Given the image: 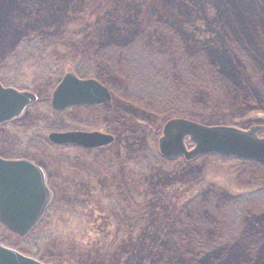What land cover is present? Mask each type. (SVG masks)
Segmentation results:
<instances>
[{
	"label": "rangeland",
	"instance_id": "obj_1",
	"mask_svg": "<svg viewBox=\"0 0 264 264\" xmlns=\"http://www.w3.org/2000/svg\"><path fill=\"white\" fill-rule=\"evenodd\" d=\"M235 1L243 4L244 7H250L254 13L250 14V9L237 7L235 19H231L232 16H229L227 12V16H222V20L221 9L218 8L219 6L222 8L223 4L220 5L221 3L218 1L206 2L207 10L213 12V18L205 17L206 13L197 7L193 9L199 12L198 16L190 9H185V13L181 15L182 17L187 15L188 19L182 20L175 11L169 9V0H145V10L148 17L161 19L168 22L169 26L175 27L176 33L192 52L198 48L207 47L210 49L209 53L227 58L231 55L229 49L231 43L237 45L239 49L247 50L252 59L248 57L245 66L237 75L240 79L242 78L241 84L248 83L240 85L237 81L235 84L243 93L248 89L251 93L259 95L254 96L257 101H264V0ZM23 2V8L12 10L8 0H0V81H4L8 85L14 80L15 84L17 83L19 86L27 88V91L36 94L39 101L28 107L19 120L11 125L3 126L0 132V157L9 159L19 145L21 149H24L23 143L28 137L31 138L34 134L46 137L48 134L46 129L57 126L65 131L82 130L114 134L116 138L120 139L113 147L119 152L117 156L121 160L127 158L134 148V137L139 138L141 134L142 124L138 120L133 122L122 120L119 124L116 116L106 119L99 108H71L63 113L51 109L47 111L45 104L50 105V97L54 89L50 87L49 83L53 79L48 78L49 80L46 82L39 80L33 82L32 78L43 71L42 65L45 64H50L53 67L56 64L59 65L63 75L74 73V64L64 61L62 53L56 55V61L53 64L45 61L43 64L29 65L24 68L22 72L26 80L24 78L19 80L18 76H14L16 70L12 64H9L8 58L11 56L14 46L21 39L19 33L16 32L21 31L20 34L35 32L36 37L52 36L59 34L58 29L65 30L66 27L85 18L79 15L83 12V8L77 0H25ZM104 2L111 6L113 0H104ZM209 11L208 13H210ZM97 37V34L91 35L93 39ZM241 60L243 59L241 58ZM243 62L245 61L243 60ZM104 72H107L106 69L99 72L93 67L89 79L99 80L111 87L113 85L123 88L119 79H116L117 77ZM48 81L50 82L47 83ZM112 88L115 100L120 91ZM117 114L119 115V112ZM230 120L232 124L244 130L253 126L262 127L263 131L259 132L258 136H264V111L256 110L242 114L234 110L231 111ZM165 122L149 124L148 131L152 132L153 137L148 141L155 147H157L156 143L159 139L162 138V126ZM136 127H138L136 130L138 135L133 133ZM126 130L130 133L123 132ZM116 131L118 132L116 133ZM128 136L131 137L129 146ZM131 147L133 148L131 149ZM110 152L82 154L74 149L54 151L50 148L47 149L43 161L42 158L41 160L36 159L37 164L46 166L53 173L52 175L56 176L53 179L59 182L55 185L57 187L59 185L60 191L68 188L67 186L66 188L62 187L68 184L66 181L68 175L66 169L58 168L56 164H53L58 156L69 155L79 157L80 160L87 162L100 163L102 166V169H99L100 176L89 182L86 193L81 196V201L78 203L81 208H75V214L62 210L56 217L53 213L55 217L51 215L49 220L32 232L30 237H26V240L4 231L0 227V241L6 242L11 247L16 246L25 255L47 264H138L137 262L143 259L149 248L152 247L150 246L151 238H155L154 235L149 237L150 233L148 234L146 231L148 229H151V233L160 231L166 226L168 218L174 215L189 200L188 198L208 189H217L218 195L222 198H233L244 194H253L264 188L261 182L244 179L242 175L237 176L242 172L235 161L222 160L210 155L198 159L195 163L196 166L191 169V173L188 175L178 173V175H174L178 178L173 177L172 179L167 177V171L157 172L154 177H150V175L137 176L132 168L127 170L128 167L125 166L126 170L124 173H120V177L125 179L126 184L117 189L111 181L104 179L106 176L110 177L111 174V169H108V166L106 167L103 162H109ZM32 154L36 156L34 153ZM63 176H65V180L61 178ZM102 178L107 180L108 187L110 186L109 190L102 183ZM76 184L77 190H81L82 184L80 182H76ZM138 216L143 223L146 222V227L136 225L135 221L139 220ZM263 216V209L257 215L251 216L253 228L249 232H251L252 239L248 237L247 244L243 240L241 243L246 247L250 244L254 246V252L250 256L249 254L244 256L242 264H264ZM52 217L54 219H51ZM142 236L145 240L141 241ZM25 242L27 244H24ZM187 251V248L179 243L163 247L161 251L162 264H189L186 257Z\"/></svg>",
	"mask_w": 264,
	"mask_h": 264
},
{
	"label": "trees",
	"instance_id": "obj_2",
	"mask_svg": "<svg viewBox=\"0 0 264 264\" xmlns=\"http://www.w3.org/2000/svg\"><path fill=\"white\" fill-rule=\"evenodd\" d=\"M23 1L25 0H8L12 10L23 8ZM77 1L83 8L79 15L85 18H81L65 30L62 29L63 31L58 29L59 34L52 36L36 37L35 32L23 34H20L21 31L16 32L21 39L14 46L8 62L16 70L14 76H18L19 80L22 78L26 80L22 72L24 68L43 64L45 61L53 64L56 55L62 53L64 61L74 64V74L80 79L89 78L93 67L99 72L106 69L109 75L119 79L123 88L112 85L120 91L117 94L118 98L115 99L118 107H108L103 114L112 118L116 116L120 124L122 120L119 116L131 113L135 116L134 120L141 122L142 126L139 138L134 137V148L131 147L133 149L127 158L121 160L113 149L109 162L103 161L105 166L111 169L110 177L106 176L104 179L111 181L117 189L126 184L125 179L120 177V173L126 170L125 166L128 167L127 170L132 168V171L141 177L145 175L154 177L157 172L167 171V177L171 179L178 178L174 176L178 173L188 175L196 166L195 163L185 164L181 159L173 161L162 159L154 144L148 141L153 137L152 132L148 131L149 124L182 117L206 126H235L230 120L231 111L235 110L242 114L256 110L264 111V101H257L254 98L259 96L257 93L254 95L248 89L243 93L235 84L237 81L240 85L248 83L241 84L242 78L237 75L245 66L248 57L252 59L247 50L239 49L237 45L231 43L229 47L231 59V55L227 58L213 55L209 53L210 49L207 47L192 52L176 33L175 27L169 26L166 21L146 15L145 0H113L111 6L106 5L104 0ZM208 1L223 4L222 8L220 6L218 8L221 9V18L227 16L228 12L229 16H232L231 19H235L237 7L250 9V14L254 13L250 7H244L235 0H169L168 6L182 20L188 19L187 15L184 17L181 15L185 13V9L197 14L199 12L193 9L197 7L206 13L205 17L213 18V12L207 10ZM92 34H97L98 37L93 39ZM42 68L43 71L38 75L29 78H32L33 82L38 80L46 82L48 78H52L53 80L47 83L50 82V87L54 89L63 76L61 67L57 64L54 67L45 64ZM99 82L112 93L113 88L110 85ZM0 83L19 91L28 90L15 84L14 80L8 85L4 81ZM45 107L47 111L50 110L48 103ZM14 122L16 120L5 125ZM5 125L0 127V132ZM51 128L62 130L57 126ZM23 145L24 149L19 145L9 159L33 160L36 156L32 153L42 156L45 149L51 147L46 137L39 134L28 137ZM203 158L205 156L200 159ZM232 161L238 164L242 172L237 176L242 175L244 179L261 181L264 187V167L252 161L239 159ZM89 165L93 172L99 166L96 162ZM92 179L96 178L92 176ZM104 179L102 178V183L108 187L107 180ZM74 183L76 182L72 181L70 186L66 185L71 194L75 193L72 194L70 204L57 201L56 211L59 209L61 212L64 208L75 214V208H81L78 199L86 193L89 182L82 185L81 190H77ZM109 188L110 186L108 190ZM218 192L217 189H208L193 195L168 218L166 226L160 231L151 233V229H148L146 232L150 233L149 237L154 235L155 238H151L152 247L137 263L162 264L163 247L179 243L189 251L186 253L189 264H242L243 257L254 252V246L250 244L246 247L241 241L246 242L248 237L252 239L249 232L253 228L251 216L257 215L261 209L264 210L262 196L264 188L253 194L233 198H222ZM140 216L139 220L135 221L136 225L146 227V222L143 223ZM47 220L49 219L46 214L42 223ZM30 236L31 234L27 237ZM140 239L145 240L143 236ZM0 242L9 246L2 240Z\"/></svg>",
	"mask_w": 264,
	"mask_h": 264
},
{
	"label": "water",
	"instance_id": "obj_3",
	"mask_svg": "<svg viewBox=\"0 0 264 264\" xmlns=\"http://www.w3.org/2000/svg\"><path fill=\"white\" fill-rule=\"evenodd\" d=\"M110 93L96 80H80L72 74L61 79L51 96V108L62 112L69 107L95 106L110 102ZM36 96L0 84V125L17 119L35 103ZM259 127L241 131L232 127H206L188 120L169 121L159 140L162 157L183 155L190 160L205 154L234 157L264 165V138L257 137ZM188 138L193 148L187 150ZM54 145H74L83 149L105 147L113 137L98 132L51 133ZM44 174L25 160L0 159V223L12 234L26 236L42 217L50 201ZM0 264H44L0 245Z\"/></svg>",
	"mask_w": 264,
	"mask_h": 264
},
{
	"label": "flooded vegetation",
	"instance_id": "obj_4",
	"mask_svg": "<svg viewBox=\"0 0 264 264\" xmlns=\"http://www.w3.org/2000/svg\"><path fill=\"white\" fill-rule=\"evenodd\" d=\"M110 102L109 103H104V104H101V105H95V106H90V107H87L88 109L89 108H91V109H93V108H99L100 109V111H102V113L104 112V110L105 109H107L108 108V106L109 107H111L112 106V108H116V107H118V104L116 103V101L114 100V97H113V95L112 94H110ZM106 107V108H105ZM117 111V110H116ZM118 112V111H117ZM131 115V116H130ZM103 116L106 118V119H110V118H112V116L111 117H109V116H106V115H104L103 114ZM22 117V116H21ZM21 117H19L18 119H16V121L17 120H19ZM114 118V117H113ZM134 119H135V116H133L131 113H129V114H124V115H122V117H121V120H128V121H134ZM173 119H184V118H173ZM184 120H188V119H184ZM13 122V121H12ZM1 127V126H0ZM54 127V126H53ZM231 127H235V126H231ZM254 127H258V126H254ZM49 128H51V127H48V130H50L49 132H48V134L49 133H62V132H74V131H78V130H69V131H65L64 129H62L61 131H58L57 129H54V128H51V129H49ZM58 129H59V127H57ZM138 127H136V129H137ZM250 128H252V127H250ZM249 128V129H250ZM260 129L257 131V135L259 134V132H262L263 130H262V127H259ZM248 129V130H249ZM82 131V130H81ZM118 131H116V133H117ZM124 133H127V134H129L130 132L129 131H123ZM122 132V133H123ZM137 131L136 130H134L133 131V133H136ZM115 133V134H116ZM121 133V134H122ZM48 134H47V136H48ZM105 134H107L108 135V133H105ZM112 137H113V141H112V143L110 144V145H107V146H105V147H101V148H96V149H81V148H79V147H76V146H74V145H61V146H57V145H53V144H50L49 142H48V140H47V142L51 145V147L49 146V147H47L46 149H45V152L42 154V156H37L36 155V157H35V159H33V160H31L30 158L28 159V158H20V159H5V160H13V161H17V160H25V161H28L29 163H32V164H34L36 167H38L39 169H41V171L43 172V174H44V180H45V184H46V187H47V189L50 191V202H49V205H48V208H46L45 209V211L43 212V214H42V217L40 218V220L37 222V224L35 225V226H33V229H31L30 231H29V233L26 235V236H24V237H19V238H21V239H25V237H27L29 234H31L32 232H34L35 230H37L39 227H41V225L43 224L42 223V220H43V218H45V216H46V214H47V216H48V218L51 216V215H53V213H54V215L57 213L58 214V212L60 211L59 209H57V211H56V205H55V202H57V201H59V202H68L69 204H70V202H71V199H72V194H71V191H69L68 189H64L63 191H60L59 190V185H58V187L55 185V184H59V182L58 181H55V179H53L54 177H56V176H54V175H52L53 173L49 170V168H47L46 166H42V165H39V164H37V160L38 159H40L41 160V158H42V161H43V158H44V155L46 154V151H47V149H51V150H59V149H68V150H78L80 153H82V154H86V153H88V154H91V153H94V154H97V153H102V152H107V151H112L113 149L115 150L116 148H113L114 147V145L115 144H117V142H119V140L120 139H118V138H116V136L113 134H110ZM47 136H46V139H47ZM264 137V136H263ZM130 138L131 137H129L128 136V138H127V143H128V146L130 145ZM126 140V139H125ZM129 140V141H128ZM185 143H187L186 144V147L185 148H187V150H188V148L191 146L190 144H189V140H187V139H185ZM111 153V152H110ZM116 153L117 154H119V152L116 150ZM213 156V155H212ZM214 156H216V157H218L219 159L221 158L222 160H229V159H235V157L234 158H226L225 156L224 157H222V156H217V155H214ZM213 156V157H214ZM202 156H197V157H194V158H192V159H190V160H187L186 158H184V156L183 155H178V156H176V157H173V158H166V157H162V159H164V160H167V161H173V160H177V159H181L182 161H184V163L185 164H190V163H196V161L198 160V159H200ZM79 157H71V156H69V155H63V156H58V157H56L55 158V160L53 161V164H56L57 166H58V168H64V169H66L67 170V177H66V181L68 182V184H65L64 186H66V185H68V186H70V184H69V182H72V181H75V182H80V184H82V185H84L83 183H86V182H90V181H92L91 179H92V176H94V177H99L100 176V173L101 172H99V169L102 167L101 166V164L100 163H97L99 166L98 167H96V170H95V172H93L92 171V167H90V165L89 164H91V162H87L86 160H80V158L78 159ZM0 159H3L4 160V158L3 157H0ZM37 159V160H36ZM81 161V163H80V161ZM235 160H237V159H235ZM239 160H241V159H239ZM76 161V162H75ZM261 167H264V166H261ZM102 169V168H101ZM47 170V171H46ZM93 172V173H92ZM94 174V175H93ZM63 180H65V176H63V177H61ZM99 179V178H98ZM257 181V180H256ZM259 182V181H258ZM261 182V181H260ZM75 187H76V183H74L73 184ZM63 187V186H62ZM61 195V196H60ZM72 196V197H71ZM77 200V199H76ZM78 201H81V196H80V199H78ZM63 210H64V212H67V213H69V211L70 210H66V209H64L63 208ZM53 215V216H54ZM55 217V216H54ZM54 217H52L51 219H54ZM0 227H1V229H3L4 231H7V229H6V227L3 225V224H1L0 223ZM7 232H9V231H7ZM9 233H11V232H9ZM12 234V233H11ZM15 235V234H14ZM6 247H8V246H6ZM10 248H12V249H16V250H18V251H20L21 252V254H25L23 251H21V249L20 248H17L16 246H9Z\"/></svg>",
	"mask_w": 264,
	"mask_h": 264
}]
</instances>
